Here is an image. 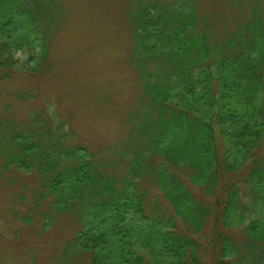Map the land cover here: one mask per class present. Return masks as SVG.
Listing matches in <instances>:
<instances>
[{"label":"trees","instance_id":"1","mask_svg":"<svg viewBox=\"0 0 264 264\" xmlns=\"http://www.w3.org/2000/svg\"><path fill=\"white\" fill-rule=\"evenodd\" d=\"M197 7L192 0H133L127 11L135 41L130 61L146 75L145 101L129 117V161L118 176L96 168L85 148L63 152L54 130L40 139L0 118L5 167H31L16 157L36 159L38 150H46L42 170L59 167L47 180L52 204L84 221L68 249L86 253L88 264H204L210 252L212 264H243L244 256L230 260L237 251L228 234L241 225L251 247L264 245V30L255 13L212 44ZM60 15L52 0H0V81L19 68L34 77ZM25 40L41 49L27 68L17 55ZM149 175L180 226L158 201L146 209ZM185 178L206 201L197 200ZM211 218L202 249L195 231Z\"/></svg>","mask_w":264,"mask_h":264},{"label":"rangeland","instance_id":"2","mask_svg":"<svg viewBox=\"0 0 264 264\" xmlns=\"http://www.w3.org/2000/svg\"><path fill=\"white\" fill-rule=\"evenodd\" d=\"M132 1L52 0L61 15L47 56L34 77L19 68L11 78L0 81V118H7L19 131L26 129L40 139L54 130L52 136L63 145V152L85 148L96 168L104 169L107 175L122 173L129 161V117L145 101L140 83L146 75L130 61L135 41L126 14ZM192 2L198 6L200 27L210 24L212 44L244 28L255 13L264 30V0ZM40 51L39 46H30L25 40L17 55L23 54L21 63L27 68L34 64L29 56L39 55ZM45 151L38 150L36 159L30 153L18 155L17 160L23 156L31 164L22 168L17 163L5 167L7 158L0 150L1 260L5 264H88L86 253H69V243L84 230V221L70 210L58 211L53 206L54 194L49 192L47 180L59 167L41 169ZM64 160L71 162L70 158ZM185 180L190 181L197 200L206 201L203 189ZM144 187L149 201L146 209H152L158 201L160 208H169L180 226L181 217L156 180L149 175ZM212 220L199 233L191 227L202 249L206 247L203 236L210 231ZM228 234L237 251L231 261L244 256L243 264H264V245L251 247L244 225L231 228ZM210 257L204 264H212Z\"/></svg>","mask_w":264,"mask_h":264}]
</instances>
